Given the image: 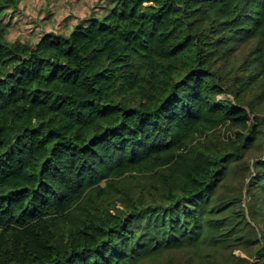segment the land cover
<instances>
[{
  "label": "trees",
  "instance_id": "obj_1",
  "mask_svg": "<svg viewBox=\"0 0 264 264\" xmlns=\"http://www.w3.org/2000/svg\"><path fill=\"white\" fill-rule=\"evenodd\" d=\"M31 1L0 0V264H264V0L12 39Z\"/></svg>",
  "mask_w": 264,
  "mask_h": 264
},
{
  "label": "rangeland",
  "instance_id": "obj_2",
  "mask_svg": "<svg viewBox=\"0 0 264 264\" xmlns=\"http://www.w3.org/2000/svg\"><path fill=\"white\" fill-rule=\"evenodd\" d=\"M100 3V0H32L29 7H25L23 12L18 14L22 25L21 27L12 31V39L23 38L25 40L32 41L34 36L37 37L38 29L42 31L62 29L63 20L67 16L74 18L73 14L79 17H83L93 6ZM57 8L62 12L60 17L55 15L49 16L52 9ZM52 8V9H51ZM254 161V157H251V162ZM238 253V252H237Z\"/></svg>",
  "mask_w": 264,
  "mask_h": 264
}]
</instances>
